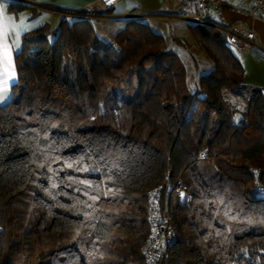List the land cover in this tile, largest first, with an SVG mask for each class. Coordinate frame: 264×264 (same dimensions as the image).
<instances>
[{"label": "trees", "instance_id": "1", "mask_svg": "<svg viewBox=\"0 0 264 264\" xmlns=\"http://www.w3.org/2000/svg\"><path fill=\"white\" fill-rule=\"evenodd\" d=\"M190 28L213 63L192 93L142 21L109 42L85 18L21 35L0 105V264H145V193L177 177L192 200L166 193L164 264H264V97L253 90L234 125L224 98L241 97L244 69L220 32Z\"/></svg>", "mask_w": 264, "mask_h": 264}, {"label": "crops", "instance_id": "2", "mask_svg": "<svg viewBox=\"0 0 264 264\" xmlns=\"http://www.w3.org/2000/svg\"><path fill=\"white\" fill-rule=\"evenodd\" d=\"M152 1L153 0H148L147 3ZM222 1L235 7H227L222 10L221 15L226 24H242L246 28L253 29L259 41H264V22L252 19L243 12H257V8L251 0ZM11 2V0H0V95L4 96V99L0 101V105L7 104L14 97L13 86L18 82L14 65V55L20 50L21 35L25 31L44 24H48L50 28L55 31L61 20H66L71 23L79 19L68 12L83 11L87 4H92L95 12L99 14V16H87L85 19L90 22L95 36L100 41L109 42L113 39L115 34L124 29L130 21L127 18L128 15H134L136 17L135 20H139L140 18L145 19L143 17L146 15H161L158 16L161 18L164 14L173 13L175 10H182L189 7L182 4L178 5L173 0H165L164 3L157 7L145 6L143 3L139 2V4H137L138 12L119 6L116 12L108 13L109 10H115L116 6L119 5L121 1L114 7L108 9L105 8L99 0H22L23 4L29 7L16 14L7 10V5ZM155 10L158 12H155ZM37 17L39 20L35 21ZM146 21L145 23L150 28L151 25L156 26L158 22L150 17ZM162 22L164 23V21ZM96 26L99 32H102V36L108 38L106 41L98 35ZM239 53V58L241 60L239 62L241 65L246 64V66L250 68V81L248 82L250 94L253 90L259 89L264 97V56L253 52ZM244 78L245 77H243L242 82H244ZM5 79L8 80L6 92L3 91ZM227 97L234 96L228 94Z\"/></svg>", "mask_w": 264, "mask_h": 264}, {"label": "built area", "instance_id": "3", "mask_svg": "<svg viewBox=\"0 0 264 264\" xmlns=\"http://www.w3.org/2000/svg\"><path fill=\"white\" fill-rule=\"evenodd\" d=\"M18 3H23L22 0ZM105 8H112L121 0H99ZM178 5L182 4L194 7L195 11L188 15L173 13L164 14L168 19H180L189 25H202L214 28L220 32L225 39L226 45L238 52H253L264 56V42L261 44L257 34L253 29L244 27L242 24H226L221 15L224 8H235L222 0H173ZM257 8L256 13L243 11L252 19L264 22V0H251ZM78 18L87 16H99L95 12L92 4H87L83 11L68 12ZM161 15H146L144 17H154ZM128 19H135L134 15H128ZM224 103L231 113L232 122L237 125L236 114L244 111V104L236 98L225 97ZM207 158L206 153H202L196 159L204 161ZM257 181L254 185V191L257 197L264 199V186L260 182V170H254ZM166 193H172L181 203L188 205L192 200V193L188 190L181 177H177L169 183L166 188L164 185H156L145 193L147 202L146 223L150 229V235L144 240L140 247V255L145 264H164L169 252L177 237L171 223L168 197Z\"/></svg>", "mask_w": 264, "mask_h": 264}, {"label": "rangeland", "instance_id": "4", "mask_svg": "<svg viewBox=\"0 0 264 264\" xmlns=\"http://www.w3.org/2000/svg\"><path fill=\"white\" fill-rule=\"evenodd\" d=\"M13 3H18L19 1L11 0ZM148 0H121L119 5L116 6L115 10H109L108 13L116 12L119 6L124 7L125 9L129 10H136L138 12L137 4L139 2L143 3L145 6L150 7H157L160 4L164 3L165 0H153L152 2H148ZM135 7V8H132ZM157 9V8H156ZM145 11V10H144ZM193 11H195L194 7H188L182 10H175L173 12L174 15L181 14V15H188L191 14ZM155 12H158L155 10ZM36 17V16H34ZM145 19H139L140 21L144 22L149 17H143ZM154 20H157V24L151 25V29L160 34L164 39V50L169 51L171 53H174L179 57V60L186 68V85L188 90L192 93L195 91L197 84H198V78L199 76L208 73L213 68V63L211 59L208 57L204 49L196 42L192 32H191V25L188 23L174 18V19H168L165 17L159 18L158 16L150 17ZM38 17L35 21H38ZM132 20V19H128ZM164 21V23L162 22ZM147 22V21H146ZM96 30L98 31V35L103 39L107 40L108 38H104L105 36H102V32L100 33L97 26ZM100 33V34H99ZM261 44H263L264 41H259ZM234 55L240 60V53L236 51L235 49L231 48ZM244 68V82L243 85L245 89L242 91L241 97H230V98H236L239 99L245 106V103L250 97V92L248 90V82L250 81V68L246 66V64H242ZM238 114H236V117L238 118Z\"/></svg>", "mask_w": 264, "mask_h": 264}, {"label": "snow or ice", "instance_id": "5", "mask_svg": "<svg viewBox=\"0 0 264 264\" xmlns=\"http://www.w3.org/2000/svg\"><path fill=\"white\" fill-rule=\"evenodd\" d=\"M13 75H14V73H13ZM7 84H8V80L7 79H5V81H4V85H5V87H4V92H6L7 91ZM4 99V96L3 95H0V101H2Z\"/></svg>", "mask_w": 264, "mask_h": 264}]
</instances>
